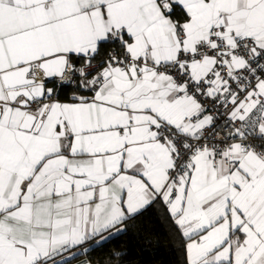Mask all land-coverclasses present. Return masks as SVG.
Masks as SVG:
<instances>
[{"label": "snow or ice", "instance_id": "obj_1", "mask_svg": "<svg viewBox=\"0 0 264 264\" xmlns=\"http://www.w3.org/2000/svg\"><path fill=\"white\" fill-rule=\"evenodd\" d=\"M153 208L264 264V0H0V264H139Z\"/></svg>", "mask_w": 264, "mask_h": 264}, {"label": "trees", "instance_id": "obj_2", "mask_svg": "<svg viewBox=\"0 0 264 264\" xmlns=\"http://www.w3.org/2000/svg\"><path fill=\"white\" fill-rule=\"evenodd\" d=\"M144 235L151 236L153 243L142 248L140 237ZM108 247L127 248L130 253L128 259L139 261V264H180L181 257L170 237V230L155 208L137 219L129 235L114 239ZM101 254L96 253L97 256Z\"/></svg>", "mask_w": 264, "mask_h": 264}, {"label": "crops", "instance_id": "obj_3", "mask_svg": "<svg viewBox=\"0 0 264 264\" xmlns=\"http://www.w3.org/2000/svg\"><path fill=\"white\" fill-rule=\"evenodd\" d=\"M77 262L73 263V264H76Z\"/></svg>", "mask_w": 264, "mask_h": 264}, {"label": "built area", "instance_id": "obj_4", "mask_svg": "<svg viewBox=\"0 0 264 264\" xmlns=\"http://www.w3.org/2000/svg\"><path fill=\"white\" fill-rule=\"evenodd\" d=\"M76 264H78V262Z\"/></svg>", "mask_w": 264, "mask_h": 264}]
</instances>
